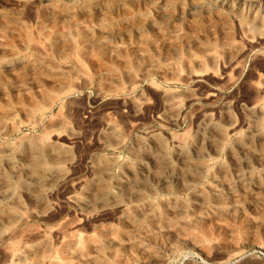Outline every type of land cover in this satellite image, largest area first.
<instances>
[{
  "label": "rangeland",
  "instance_id": "374dc122",
  "mask_svg": "<svg viewBox=\"0 0 264 264\" xmlns=\"http://www.w3.org/2000/svg\"><path fill=\"white\" fill-rule=\"evenodd\" d=\"M236 1L0 0V264H264V0Z\"/></svg>",
  "mask_w": 264,
  "mask_h": 264
},
{
  "label": "bare ground",
  "instance_id": "6f19581e",
  "mask_svg": "<svg viewBox=\"0 0 264 264\" xmlns=\"http://www.w3.org/2000/svg\"><path fill=\"white\" fill-rule=\"evenodd\" d=\"M209 1V0H208ZM218 2H220L221 4L220 5H222V6H224V7H229V6H231V4L234 2V0H233V2H232V0H217ZM258 2V1H257ZM257 2H256V0H254L253 1V4H251V7L253 8L254 6H256V5H258L257 4ZM264 2V1H263ZM215 3V2H214ZM260 3H262V2H260ZM260 5V4H259ZM164 6V5H163ZM249 6V5H248ZM193 7V6H192ZM232 7V6H231ZM234 7L236 8V9H242V8H244L245 7V1L244 0H238V1H236L235 3H234ZM250 7V6H249ZM256 8H257V6H256ZM195 10V9H194ZM235 10V9H234ZM264 10V9H263ZM240 11V10H239ZM227 12V11H226ZM253 14V13H252ZM245 16V15H244ZM253 16V15H252ZM246 17V16H245ZM250 18H252V17H250ZM260 18V17H259ZM264 19V18H263ZM244 21H246V20H244ZM248 23V22H247ZM164 24V23H163ZM245 24V23H244ZM152 27V26H151ZM238 28V27H237ZM252 29V28H251ZM251 29H249V31L251 30ZM259 29H261V28H259ZM254 34V33H253ZM252 34V35H253ZM256 34V33H255ZM249 35H250V32H249ZM249 35H247V34H243V40H244V42L245 43H249V41H250V39H252V38H254V37H252L251 38V36H249ZM107 37V36H106ZM98 39V38H97ZM255 39V38H254ZM257 39V38H256ZM259 40H260V38H259ZM264 40V39H263ZM256 41V40H255ZM252 42V41H251ZM241 44V43H240ZM253 45V44H252ZM193 46V45H192ZM254 46V45H253ZM105 47V46H104ZM194 47V46H193ZM245 48V47H244ZM198 49H199V47H198ZM240 50V49H239ZM227 51V50H226ZM238 51V50H237ZM189 52V51H188ZM218 52H220V51H218ZM234 54V53H233ZM244 54V53H243ZM230 55V54H229ZM235 55V54H234ZM169 57V56H168ZM190 57V56H189ZM191 58V57H190ZM213 58V57H212ZM224 59V58H223ZM197 62H199V61H197ZM168 63V62H167ZM232 63V62H231ZM198 64V63H197ZM196 64V65H197ZM213 64H214V62H213ZM229 64V63H228ZM216 65V64H215ZM232 65H233V63H232ZM199 66V65H198ZM212 66V65H211ZM234 66V65H233ZM68 67V66H67ZM202 67V66H201ZM216 67V66H215ZM204 68V67H203ZM202 68V69H203ZM187 69H188V67H187ZM229 69V68H228ZM191 70V69H190ZM193 70V69H192ZM223 70V69H222ZM239 70V69H238ZM194 71V70H193ZM196 71V70H195ZM215 71V70H214ZM225 71V70H224ZM198 72H200V70H197V73ZM201 72H202V70H201ZM201 72H200V74H201ZM191 73V72H190ZM205 73V72H204ZM166 74V73H165ZM179 74V73H178ZM187 74H189V73H187ZM192 74V73H191ZM200 74H196V76L198 75H200ZM194 75H195V72H194ZM203 74H201V76H202ZM211 75V74H210ZM79 77V76H78ZM177 77V76H176ZM180 77V76H179ZM184 77V76H183ZM161 78V77H160ZM170 78V77H169ZM176 79H178V78H176ZM171 80V79H170ZM73 82V81H72ZM115 82V81H114ZM134 82V81H133ZM127 83V82H126ZM16 85V84H15ZM258 85V84H257ZM257 85H255V87L257 86ZM259 86H261V85H259ZM259 86H257V87H259ZM262 86H264V85H262ZM261 86V87H262ZM16 88V87H15ZM260 88V87H259ZM250 89V88H249ZM257 92V91H256ZM255 92V93H256ZM184 95V94H183ZM106 96V95H105ZM109 96V95H108ZM170 97V96H169ZM141 98V97H140ZM172 98H173V96H172ZM253 98V97H252ZM170 99V98H169ZM256 99V98H255ZM135 100V99H134ZM175 100V99H174ZM180 100V99H179ZM179 100H177V101H179ZM176 100L175 101H173L172 103H170L169 105H168V109H169V111H172V113L173 112H176L177 114L178 113H180L182 110H183V104L182 105H179V102H177ZM164 102V101H163ZM44 103V102H43ZM47 103V102H46ZM45 103V104H46ZM182 103H184V102H182ZM256 103V102H255ZM74 104V103H73ZM110 104V103H109ZM135 104L137 105V107L138 106H141L142 104H143V100H141V99H138L136 102H135ZM164 104V103H163ZM185 104V103H184ZM251 104V103H250ZM230 105V104H229ZM253 105H255V104H253ZM252 105V106H253ZM109 106V105H108ZM182 106V107H181ZM126 107V106H125ZM167 107V106H166ZM128 108V107H127ZM132 108V107H131ZM133 109V108H132ZM111 110V109H110ZM150 110V109H149ZM138 111V110H137ZM168 111V112H169ZM264 111V110H263ZM225 112V111H224ZM259 112V111H258ZM171 113V112H170ZM227 113V112H226ZM250 113V112H249ZM248 113V114H249ZM260 113H262L261 111H260ZM156 114V113H155ZM209 113H207V115L205 116V121H212V118H211V114L210 115H208ZM213 114V113H212ZM174 115V114H173ZM255 115V114H254ZM259 115V117H257V119L259 118L260 119V114H258ZM258 115H256V116H258ZM11 116V115H10ZM174 117V116H173ZM58 118V117H57ZM248 118H249V116H248ZM107 119V118H106ZM174 119H175V117H174ZM55 120V119H54ZM162 120V119H161ZM176 120H177V118H176ZM247 120V119H246ZM59 121V120H58ZM249 121V120H248ZM174 123V122H173ZM222 123V122H221ZM250 123H251V121H250ZM203 124V123H202ZM207 124V123H206ZM254 124V123H253ZM9 125V124H8ZM18 125V124H17ZM214 125V124H213ZM230 126L228 127V129L227 130H229L230 131V133H231V131H233L234 130V126L232 125V124H229ZM249 125V124H248ZM3 125H1V127H2ZM54 126V125H53ZM170 126V125H169ZM223 126V125H222ZM238 126V125H237ZM253 126V125H252ZM1 127H0V129H1ZM51 127V126H50ZM211 127V126H210ZM3 128V127H2ZM47 128V127H46ZM236 128V127H235ZM43 129V128H42ZM254 129H255V127H254ZM9 130V129H8ZM7 129H1L0 130V133L2 134V135H5L6 133H7V131H8ZM46 130H48V129H46ZM107 130V129H106ZM109 130H112V129H109ZM242 130V129H241ZM251 131V130H250ZM254 131V130H253ZM212 132V131H211ZM228 132V131H227ZM258 132V131H257ZM202 133V132H201ZM241 133V132H240ZM246 133V132H245ZM253 133V132H252ZM264 133V132H263ZM72 134V133H71ZM208 134V133H207ZM222 134H223V132H222ZM7 135V134H6ZM57 135V134H56ZM184 135V134H183ZM186 135V134H185ZM203 135V134H202ZM212 135V134H211ZM51 137V136H50ZM63 137V136H62ZM210 137V136H209ZM218 137V136H217ZM21 138V137H20ZM76 137H70V140H71V143H72V141L75 139ZM23 139V138H22ZM46 139V138H45ZM65 139V138H64ZM67 139V138H66ZM184 139V138H183ZM203 139V138H202ZM224 139V138H223ZM21 140V139H20ZM30 140H32V139H30ZM50 140V139H49ZM61 140V139H60ZM199 140V139H198ZM41 141V140H40ZM39 141V142H40ZM214 141V140H213ZM259 141H260V139H259ZM42 142V141H41ZM51 142V141H50ZM13 143V142H12ZM43 143V142H42ZM46 143V142H45ZM68 143H70V142H68ZM74 143V142H73ZM136 143V142H135ZM171 143H172V145L177 149V151H178V153L179 154H182V152H183V148H181V146H180V144L178 143V142H176L175 140H171ZM15 144V143H14ZM50 144V143H49ZM52 144V143H51ZM54 144V143H53ZM57 144V143H56ZM75 144V143H74ZM77 144V143H76ZM116 144V143H115ZM261 145H262V143H260ZM141 145V144H140ZM61 146V145H60ZM90 146V145H89ZM163 146V145H162ZM239 146V145H238ZM253 146V145H252ZM258 146V145H257ZM41 147V146H40ZM87 147V146H86ZM173 147V148H174ZM202 147V146H201ZM210 147V146H209ZM213 147V146H212ZM216 147V146H215ZM67 149L69 148V147H66ZM259 148V147H258ZM30 149V148H29ZM28 149V150H29ZM118 149V148H117ZM142 149V148H141ZM82 150V149H81ZM134 150V149H133ZM192 150V149H191ZM247 150V149H246ZM8 151V150H7ZM158 151V150H157ZM186 151H188V150H186ZM202 151V150H201ZM245 151V150H244ZM243 151V152H244ZM249 151V150H248ZM63 152V151H62ZM153 152H156V151H153ZM161 153H162V151H160ZM195 152V151H194ZM216 152V151H215ZM34 153V152H33ZM82 153V152H81ZM177 153V152H176ZM197 153V152H196ZM14 154V153H13ZM239 154H241V153H239ZM264 154V153H263ZM262 154V155H263ZM28 155V154H27ZM48 155V154H47ZM53 155V154H52ZM159 155V154H158ZM190 155V154H189ZM196 155V154H195ZM194 155V156H195ZM199 155V154H198ZM198 155H197V157H198ZM206 155V154H205ZM213 155V154H212ZM46 156V155H45ZM55 156V155H54ZM185 156V155H184ZM193 156V157H194ZM202 156V155H201ZM246 156V155H245ZM20 157V156H19ZM27 157V156H26ZM26 157H24V158H26ZM29 157H30V155H29ZM29 157H27V159H29ZM83 157V156H82ZM179 157V156H178ZM189 157V156H188ZM205 157V156H204ZM263 157H264V155H263ZM55 158V157H54ZM57 158V157H56ZM194 158H196V157H194ZM208 158V157H207ZM262 158V157H261ZM181 159V158H180ZM43 160V159H42ZM48 160V159H47ZM53 160V159H52ZM151 160V159H150ZM193 160V159H192ZM22 161V160H21ZM27 161V160H26ZM41 161V160H40ZM188 161V160H187ZM208 161V160H207ZM244 161V160H243ZM258 161V160H257ZM261 161V160H260ZM12 162V161H11ZM24 162V161H23ZM155 162V161H154ZM159 162V161H158ZM186 162V161H185ZM75 163V162H74ZM115 163V162H114ZM153 163V162H152ZM168 163V162H167ZM181 163L183 164L184 162H182V160H181ZM188 163V162H187ZM195 163V162H194ZM198 163V162H197ZM205 163V162H204ZM234 163V162H233ZM5 164V163H4ZM10 164V163H9ZM68 164V163H67ZM144 164V163H143ZM161 164V163H160ZM180 164V163H179ZM196 164V163H195ZM194 164V165H195ZM237 164V163H236ZM244 164V163H243ZM263 164V163H262ZM8 165V164H7ZM31 165V164H30ZM57 165V164H56ZM69 165V164H68ZM159 165V164H158ZM185 165V164H184ZM189 165H191V162L189 163ZM193 165V166H194ZM199 165V164H198ZM54 166V165H53ZM110 166V165H109ZM186 166V165H185ZM11 167V166H10ZM104 167V166H103ZM164 167V166H163ZM74 168V167H73ZM76 168V167H75ZM158 168V167H157ZM161 168H162V166H161ZM160 168V169H161ZM186 168V167H185ZM227 168V167H226ZM108 169V168H107ZM159 169V168H158ZM157 169V170H158ZM25 170V169H24ZM194 170V169H193ZM198 170H200V169H198ZM55 171V170H54ZM69 171V170H68ZM70 171H72V170H70ZM146 171V170H145ZM188 171V170H187ZM210 171V170H209ZM16 172V171H15ZM41 172V171H40ZM39 172V173H40ZM45 172V171H44ZM47 172V171H46ZM73 173V172H72ZM100 173V172H99ZM106 173V172H105ZM125 173V172H124ZM13 174V173H12ZM15 174V173H14ZM17 174V173H16ZM41 174H42V172H41ZM40 174V175H41ZM57 174V173H56ZM67 174H69V173H67ZM130 174H131V172H130ZM146 174H148L147 172H146ZM166 174V173H165ZM190 174V173H189ZM196 174V173H195ZM222 174V173H221ZM255 174V173H254ZM11 175V174H10ZM23 175V174H22ZM27 175H29V173H27ZM43 175V174H42ZM58 175H60V174H58ZM88 175V174H87ZM159 175V174H158ZM180 175V174H179ZM37 176V175H36ZM54 176V175H53ZM110 176V175H109ZM132 176V175H131ZM155 176V175H154ZM167 176V175H166ZM182 176V175H181ZM184 176V175H183ZM192 176V175H191ZM195 176V175H194ZM194 176H193V178H194ZM199 176V175H198ZM224 176V175H223ZM263 176V175H262ZM34 177V176H33ZM57 177V176H56ZM157 177V176H156ZM7 178V177H6ZM30 178V177H29ZM179 178V177H178ZM177 178V179H178ZM186 178V177H185ZM196 178V177H195ZM216 178V177H215ZM5 179V178H4ZM31 179H32V177H31ZM35 179V178H34ZM159 179V178H158ZM164 179V178H163ZM162 179V180H163ZM170 178H168V180H169ZM183 179V178H182ZM41 180V179H40ZM173 180V179H172ZM179 180V179H178ZM0 181H2V180H0ZM5 181V180H4ZM33 181H35V180H33ZM160 181V180H159ZM170 181V180H169ZM194 181H195V179H194ZM228 181H229V179H228ZM6 183H8L7 181H5ZM23 182H25V181H23ZM140 182V181H139ZM143 182V181H142ZM141 182V183H142ZM154 182V181H153ZM179 182V181H178ZM225 182V181H224ZM257 182V181H256ZM6 183H4L3 182V184H6ZM40 183V182H39ZM120 183V182H119ZM140 183V184H141ZM227 183V182H226ZM117 184V183H116ZM121 184V183H120ZM170 184V183H169ZM225 184V183H224ZM7 185V184H6ZM8 185H9V183H8ZM36 185H38V183L36 184ZM76 185V184H75ZM102 185V184H101ZM114 185V184H113ZM132 185V184H131ZM135 185V184H134ZM161 185H165V186H167L166 185V180L164 179L162 182H161ZM21 186V185H20ZM34 186V185H33ZM138 186V185H137ZM184 186V185H183ZM182 186V187H183ZM189 186V185H188ZM192 186V185H191ZM249 186V185H248ZM9 187V186H8ZM29 187V186H28ZM142 187V186H141ZM147 187V186H146ZM181 187V186H180ZM264 187V186H263ZM4 188V187H3ZM140 188V187H139ZM167 188V187H166ZM169 188V187H168ZM257 188V187H256ZM6 189H8V188H6ZM24 188H22V190H23ZM54 189V188H53ZM121 189V188H120ZM137 189V188H136ZM141 189V188H140ZM163 189V188H162ZM182 189V188H181ZM243 189V188H242ZM246 189V188H245ZM259 189V188H258ZM2 190V189H1ZM151 190V189H150ZM160 190V189H159ZM180 190V189H179ZM244 190V189H243ZM146 191V190H145ZM169 191V190H168ZM212 191V190H211ZM95 192V191H94ZM100 192V191H99ZM148 192V191H147ZM2 193V192H1ZM5 193V192H4ZM39 193V192H38ZM66 193V192H65ZM76 193V192H75ZM110 193V192H109ZM39 194H41V193H39ZM71 194V193H70ZM79 194V193H78ZM77 194V195H78ZM124 194V193H123ZM141 194V193H140ZM178 194V193H177ZM242 194V193H241ZM244 194V193H243ZM1 195H4V194H1ZM7 195V194H6ZM87 195V194H86ZM23 196H25V195H23ZM71 196V195H70ZM99 196H101V195H99ZM243 196V195H242ZM220 197H221V195H220ZM251 197V196H250ZM69 198V197H68ZM109 198V197H108ZM154 198V197H153ZM204 198V197H203ZM222 199V198H221ZM264 199V198H263ZM67 200V199H66ZM92 200V199H91ZM96 200V199H95ZM190 200V199H189ZM258 200V199H257ZM69 201L73 204V205H75V207L77 206V207H79L80 208V201H78L76 198H72L71 197V199H69ZM173 201V200H172ZM235 201V200H234ZM92 202V201H91ZM201 202V201H200ZM199 202V203H200ZM221 202V201H220ZM209 203V202H208ZM217 203V202H216ZM224 204V203H223ZM82 205V204H81ZM252 205V204H251ZM57 206V205H56ZM85 206V205H84ZM109 206V205H108ZM43 207V206H42ZM63 207H65V206H63ZM76 207V208H77ZM87 207V206H86ZM114 207V206H113ZM147 207V206H146ZM196 207V206H195ZM22 208V207H21ZM59 208V207H58ZM83 208V207H82ZM112 208V207H111ZM239 208V207H238ZM26 209V208H25ZM84 209V208H83ZM165 209V208H164ZM168 209V208H167ZM176 209V208H175ZM180 209V208H179ZM254 209V208H253ZM24 210V209H23ZM32 210V209H31ZM30 210V211H31ZM41 210V209H40ZM77 210V209H76ZM85 210V209H84ZM83 210V211H84ZM228 210V209H227ZM33 211V210H32ZM125 211V210H124ZM146 211V210H145ZM167 211V210H166ZM170 211V210H169ZM168 211V212H169ZM24 212V211H23ZM27 212V211H26ZM29 212V211H28ZM27 212V213H28ZM77 212H78V210H77ZM111 212H113V211H111ZM231 212V211H230ZM238 212V211H237ZM32 213H34V212H32ZM80 213H82V211L80 212ZM190 213H192V212H190ZM21 214H24V213H21ZM38 214V213H37ZM55 214V213H54ZM26 215H30V214H26ZM25 215V216H26ZM33 215V214H32ZM82 215V214H81ZM84 215V214H83ZM87 215V214H86ZM170 216H171V214H169ZM10 216V215H9ZM35 216V215H34ZM38 216V215H37ZM54 216V215H53ZM90 216V215H89ZM179 216V215H178ZM22 217V216H21ZM85 217V216H84ZM109 217V216H108ZM12 218V217H11ZM82 218V217H81ZM112 218V217H111ZM164 218V217H163ZM197 218V217H196ZM1 219V218H0ZM179 220V219H178ZM50 221V220H49ZM85 221V220H84ZM21 223V222H20ZM76 224V223H75ZM13 226V225H12ZM89 226V225H88ZM15 227V226H14ZM74 227V226H73ZM25 228V227H24ZM77 228H79V227H77ZM82 229V228H81ZM19 231V230H18ZM55 231V230H54ZM74 231V230H73ZM15 232V231H14ZM13 232V233H14ZM21 232H23V231H21ZM32 232V231H31ZM56 232V231H55ZM26 233V232H25ZM22 234V233H21ZM28 234V233H27ZM37 234V233H36ZM74 234V233H73ZM18 235H19V233H18ZM29 235V234H28ZM27 235V236H28ZM35 235V234H34ZM76 235V234H75ZM2 236V235H1ZM15 236V235H14ZM13 236V237H14ZM24 236V235H23ZM84 236V235H83ZM3 237V236H2ZM1 237V238H2ZM37 237V236H36ZM85 237V236H84ZM76 238V237H75ZM80 238H82V237H80ZM63 239H65V238H63ZM60 240V239H59ZM74 240V239H73ZM72 240V242H74ZM189 240V239H188ZM65 241V240H64ZM63 241V242H64ZM83 241V240H82ZM108 241V240H107ZM61 242H62V240H61ZM66 242V241H65ZM68 242V241H67ZM66 242V243H67ZM70 243L69 244V248L67 249V251H72V252H75V251H79V250H77V247H79L78 246V243H79V241H75V243ZM76 242H77V244H76ZM84 242V241H83ZM107 245V244H106ZM167 246V245H166ZM207 246V245H206ZM93 247V246H92ZM91 247V248H92ZM116 247V246H115ZM65 248H66V245H65ZM99 248V247H98ZM101 248H102V246H101ZM118 248V247H117ZM206 248V247H205ZM86 249V248H85ZM36 250V249H35ZM58 250H59V248H58ZM48 251V250H47ZM51 251H52V249H51ZM50 251V252H51ZM59 251H61V250H59ZM26 252V251H25ZM39 253V252H38ZM13 254V253H12ZM72 254V253H71ZM16 255V254H15ZM18 255V254H17ZM49 255V254H48ZM94 255V254H93ZM96 255H97V253H96ZM7 257V256H6ZM17 257H20V255L19 256H17ZM13 258V257H12ZM23 258V257H22ZM14 259V258H13ZM13 259H12V261H13ZM18 259H20V258H18ZM30 259V258H29ZM39 259V258H38ZM56 259V258H55ZM11 260V259H10ZM17 260V259H16ZM11 261V262H12Z\"/></svg>",
  "mask_w": 264,
  "mask_h": 264
}]
</instances>
